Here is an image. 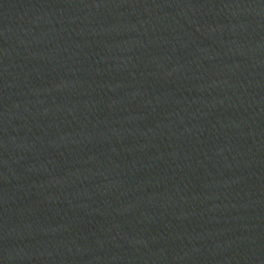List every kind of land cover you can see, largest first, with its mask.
Returning a JSON list of instances; mask_svg holds the SVG:
<instances>
[{
	"label": "water",
	"instance_id": "water-1",
	"mask_svg": "<svg viewBox=\"0 0 264 264\" xmlns=\"http://www.w3.org/2000/svg\"><path fill=\"white\" fill-rule=\"evenodd\" d=\"M0 264H264V0H0Z\"/></svg>",
	"mask_w": 264,
	"mask_h": 264
}]
</instances>
